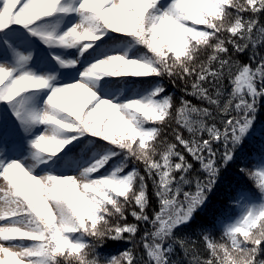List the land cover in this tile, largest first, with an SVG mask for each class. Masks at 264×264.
Masks as SVG:
<instances>
[{"label": "snow or ice", "instance_id": "6c2138e0", "mask_svg": "<svg viewBox=\"0 0 264 264\" xmlns=\"http://www.w3.org/2000/svg\"><path fill=\"white\" fill-rule=\"evenodd\" d=\"M0 264H264V0H0Z\"/></svg>", "mask_w": 264, "mask_h": 264}, {"label": "trees", "instance_id": "16d2710c", "mask_svg": "<svg viewBox=\"0 0 264 264\" xmlns=\"http://www.w3.org/2000/svg\"><path fill=\"white\" fill-rule=\"evenodd\" d=\"M230 179V177H226V180ZM219 203L218 197L217 196H213L212 197V201L208 206V209L206 210L207 213H212L215 210V206Z\"/></svg>", "mask_w": 264, "mask_h": 264}]
</instances>
